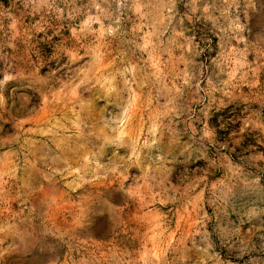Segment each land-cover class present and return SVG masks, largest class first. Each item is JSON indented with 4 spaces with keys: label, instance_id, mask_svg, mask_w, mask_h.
Returning <instances> with one entry per match:
<instances>
[{
    "label": "rangeland",
    "instance_id": "1",
    "mask_svg": "<svg viewBox=\"0 0 264 264\" xmlns=\"http://www.w3.org/2000/svg\"><path fill=\"white\" fill-rule=\"evenodd\" d=\"M0 264H264V0H0Z\"/></svg>",
    "mask_w": 264,
    "mask_h": 264
}]
</instances>
